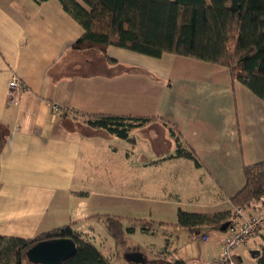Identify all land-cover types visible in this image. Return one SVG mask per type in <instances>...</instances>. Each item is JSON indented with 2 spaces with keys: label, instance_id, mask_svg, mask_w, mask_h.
<instances>
[{
  "label": "crops",
  "instance_id": "1",
  "mask_svg": "<svg viewBox=\"0 0 264 264\" xmlns=\"http://www.w3.org/2000/svg\"><path fill=\"white\" fill-rule=\"evenodd\" d=\"M83 33L59 0H0V139H5L0 140V235L34 238L70 224L97 247L99 241L108 258L104 249L113 245L114 237L97 236L91 222L104 221L105 215L122 217L121 207L109 206L128 191L137 200L160 194L179 197L177 180L198 202L195 208L179 209L236 210L231 198L245 184L244 165L264 159V131H242L230 69L112 45L106 53L74 49ZM15 75L24 84L17 103L8 97ZM54 104L63 113L54 112ZM72 110L158 120L135 129L132 143L62 117ZM171 129L196 150L201 167L170 157L177 149ZM167 136L173 139V152ZM258 211L249 208L243 215ZM134 219L153 221V228L177 223L164 217ZM200 231L207 245L193 260L212 264L222 255L227 233L208 227ZM168 236L166 229L163 240L168 242ZM263 244L264 233L238 248L235 261L243 264V256ZM174 261L167 256L164 263Z\"/></svg>",
  "mask_w": 264,
  "mask_h": 264
},
{
  "label": "trees",
  "instance_id": "2",
  "mask_svg": "<svg viewBox=\"0 0 264 264\" xmlns=\"http://www.w3.org/2000/svg\"><path fill=\"white\" fill-rule=\"evenodd\" d=\"M40 4L47 0H33ZM64 10L84 29L73 44L77 50L98 48L106 53L117 46L152 57L166 53L196 58L226 66L234 80L264 100V0H59ZM233 45V48H232ZM115 62L114 59H110ZM73 117L92 129L135 142L132 132L157 121L155 117H133L112 114H86L66 111L62 117ZM177 149L170 157H184L197 167L202 162L194 148L183 144L179 132ZM3 143L4 138L0 139ZM245 184L231 198L236 210L198 213L178 210V227L193 229L208 227L223 230L234 225L238 209L259 210L264 196V159L245 164ZM136 220L144 232L153 231L156 224ZM109 233L119 243L124 242L125 230L133 233L135 224L125 229L122 218L105 215ZM56 238H71L77 252L63 264H110L99 248L76 231L70 224L41 233L34 238L0 235V264H31L26 252L36 243ZM254 257L264 264V244ZM136 251V250H135ZM239 263V262H238ZM171 264V263H169ZM172 264H187L176 259ZM240 264V263H239Z\"/></svg>",
  "mask_w": 264,
  "mask_h": 264
},
{
  "label": "rangeland",
  "instance_id": "3",
  "mask_svg": "<svg viewBox=\"0 0 264 264\" xmlns=\"http://www.w3.org/2000/svg\"><path fill=\"white\" fill-rule=\"evenodd\" d=\"M234 89L236 98H238V110L242 131H251L252 129L264 131V100L251 92L239 81H236ZM254 113L257 115L256 119L251 116ZM167 138L171 145H173V152V139L168 136ZM177 181L179 185H177L176 190H178L177 192L180 194L179 197L169 195V197H162V194H160L159 197L148 195L150 197L146 196L144 199L137 200L136 194H131V192L128 191L127 195L123 196V198H119L122 200L111 201V203L114 204L109 207L122 208L121 218L125 224V229L133 226V221L138 223L136 220L130 222L136 216L143 219L149 218L157 220V218L164 217L169 220H177V211L179 207L185 210L192 209L195 208L198 203L195 202L197 200L193 197V193L188 189L183 190L184 188L182 189V186L180 187L181 181ZM152 187L153 186H151L150 191H152ZM124 198H129V200ZM158 198L160 199V202H158ZM89 203H96V200H91ZM162 212H165L166 214L162 215ZM91 225H93L95 232H97V236L103 237L104 235H109L110 237L107 226L102 219L94 220L91 222ZM171 225L172 224L165 228L158 226L151 231L152 233L142 231L141 226L138 224H135V226H138V229L134 233H129L125 230L126 233L124 234V242L122 244L115 239L113 245L106 244L104 251L108 255L110 264H132L128 261L127 254L129 252H134L135 250L144 254L147 260L146 264H166L164 262L167 260V256L172 260L180 258L186 261L187 264H197L193 258H198L206 247L205 245H207L202 242L201 227L189 229L177 226L173 227ZM166 229L169 230L168 238L170 240L168 242L163 240V231L165 232ZM259 240H261V238H259ZM97 245L99 248L103 246L99 241L97 242ZM108 251L111 252L110 255ZM243 258V264L255 263L254 258H252L250 253L243 256Z\"/></svg>",
  "mask_w": 264,
  "mask_h": 264
},
{
  "label": "built area",
  "instance_id": "4",
  "mask_svg": "<svg viewBox=\"0 0 264 264\" xmlns=\"http://www.w3.org/2000/svg\"><path fill=\"white\" fill-rule=\"evenodd\" d=\"M24 84L18 76H13L9 82L8 97L12 102L17 103L21 96ZM57 114L63 113L62 107L57 104L52 106ZM259 211L250 217L243 215V210L238 209L240 221H236L234 225L226 231V238L223 245L221 257L215 259L212 264H239L234 259L235 251L246 246L251 239L264 233V196L259 200ZM207 240V237H204Z\"/></svg>",
  "mask_w": 264,
  "mask_h": 264
},
{
  "label": "water",
  "instance_id": "5",
  "mask_svg": "<svg viewBox=\"0 0 264 264\" xmlns=\"http://www.w3.org/2000/svg\"><path fill=\"white\" fill-rule=\"evenodd\" d=\"M227 225L222 231L227 229ZM77 252V245L71 238L43 240L33 245L26 256L32 264H63ZM260 254V250L251 252L252 258ZM127 259L132 264H146L147 260L139 251L129 252Z\"/></svg>",
  "mask_w": 264,
  "mask_h": 264
}]
</instances>
